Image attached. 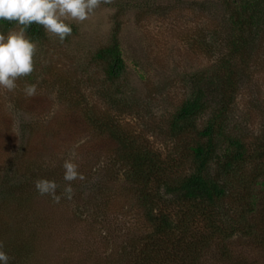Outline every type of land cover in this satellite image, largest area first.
<instances>
[{"label":"rangeland","instance_id":"rangeland-1","mask_svg":"<svg viewBox=\"0 0 264 264\" xmlns=\"http://www.w3.org/2000/svg\"><path fill=\"white\" fill-rule=\"evenodd\" d=\"M127 2L130 5L123 8ZM144 2L102 3L86 21L72 23L74 32L63 42L43 28L34 39L26 32L36 44L31 78L17 80L14 91L0 88V190L11 189L10 194L0 193V241L11 257L9 264H125L147 235L124 175L114 165L110 143L87 127L73 104V93H78L64 84L69 72L74 77L81 74L88 65L86 57L109 42L119 22L128 56V90L134 91L131 97L136 96L139 106L126 122L145 136H150L149 126H163L164 116L185 97L180 81L184 70L210 64L215 53L212 44L221 42L217 28L223 10L210 6L205 13L183 0L175 8L163 5L146 11ZM260 61L254 64L253 86L240 98V118L247 123L245 111L255 104H249V92L255 91L260 102L264 97V57ZM52 70L60 75H52ZM90 71L94 79L102 77L97 66ZM34 82L37 94L26 97L25 85ZM141 95L151 101V108L138 101ZM161 133L158 129L151 135L153 147L162 148L164 156L174 155V142ZM65 159H74L86 177L72 182L71 200L62 195L68 183L62 176L59 203L39 195L34 185L25 190L26 201L20 205L9 201L17 191V178L36 172L39 178H48L51 170L64 171ZM207 256L208 264H219L212 252ZM257 257L264 264V258Z\"/></svg>","mask_w":264,"mask_h":264},{"label":"trees","instance_id":"trees-1","mask_svg":"<svg viewBox=\"0 0 264 264\" xmlns=\"http://www.w3.org/2000/svg\"><path fill=\"white\" fill-rule=\"evenodd\" d=\"M144 1L148 11L163 5L175 8L183 0ZM191 3L205 13L210 6L223 10L217 28L221 42L212 44L215 53L209 65L184 70L180 81L185 97L164 116L161 128L149 126L150 136L126 122L139 106L136 96L131 97L134 91L128 90V56L119 22L109 42L86 57L88 65L81 74H67L65 88L78 93H73V104L87 127L110 143L114 165L123 173L127 192L147 226V235L125 264H208L210 252L219 264H260L257 256L264 258V97L260 102L255 91L249 92V104L255 102L245 111L250 123L241 120L239 104L253 86L254 64L264 57V0ZM126 5L130 3L123 8ZM15 26L0 21L4 30ZM26 32L34 39L42 27L33 24ZM93 65L102 70L101 78L92 76ZM52 72L60 75L58 70ZM147 100L138 97L151 108ZM158 129L174 142V155L164 156L162 148L153 147L150 137ZM39 173L17 178V191L9 201L17 200L19 205L26 201L25 190ZM63 175L59 170L48 175L59 185L57 192L63 187Z\"/></svg>","mask_w":264,"mask_h":264},{"label":"clouds","instance_id":"clouds-1","mask_svg":"<svg viewBox=\"0 0 264 264\" xmlns=\"http://www.w3.org/2000/svg\"><path fill=\"white\" fill-rule=\"evenodd\" d=\"M112 0H0V21L14 23L18 30L0 32V88L14 91L16 81L34 71L36 44L28 38L26 30L33 24L39 25L50 37H58L63 42L72 34V23L86 21L102 3ZM24 94L32 97L37 94L35 84L25 85ZM63 179L68 182L62 190L63 197L71 200L74 195L73 181H83L86 177L78 171L74 159H65L62 165ZM41 196H48L59 203L62 195L57 194L59 185L55 180L38 178L34 182ZM11 257L0 241V264H9Z\"/></svg>","mask_w":264,"mask_h":264}]
</instances>
